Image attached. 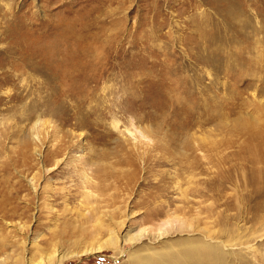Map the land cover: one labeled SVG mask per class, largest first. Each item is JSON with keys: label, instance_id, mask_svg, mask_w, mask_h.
<instances>
[{"label": "rangeland", "instance_id": "374dc122", "mask_svg": "<svg viewBox=\"0 0 264 264\" xmlns=\"http://www.w3.org/2000/svg\"><path fill=\"white\" fill-rule=\"evenodd\" d=\"M262 130L264 0H0V239L29 258L171 213L140 246L236 236L225 264H264ZM121 243L59 264H130Z\"/></svg>", "mask_w": 264, "mask_h": 264}, {"label": "bare ground", "instance_id": "6f19581e", "mask_svg": "<svg viewBox=\"0 0 264 264\" xmlns=\"http://www.w3.org/2000/svg\"><path fill=\"white\" fill-rule=\"evenodd\" d=\"M139 133L144 139L152 140V137L142 129H139ZM258 138H261V142L264 143V130L252 136V139L257 140ZM85 176L86 178L90 179L87 174ZM90 197L91 196H89V198ZM87 213H89V210ZM161 214L162 212L160 210L153 211L151 214V216L153 217L150 218V221L156 222L154 218H157L158 216L160 217ZM171 215V213H168L167 218L158 220L155 225L151 227V229L148 227L139 226L131 228L127 231L124 239L122 240L126 242L128 241L136 246L139 245L134 250L135 258L132 256L133 253H131L130 255V258L128 260L130 264L132 262H139L140 264H225L227 258L231 254H234L235 247L242 243V238L240 239L236 236L227 238V240L222 239L216 242H212L209 239L215 238H209L208 235H205V237L203 236L204 238L202 237L201 240H196L194 246L182 249L178 251V253L172 255H167V252L169 251V244L165 240L161 246L145 245L143 243V245L140 246L143 238L147 237L148 233L150 232H154L156 239H159L161 241L171 234L187 229V227H184L182 224L175 227L177 222L174 223V221H178V219H172ZM102 216H104V213L100 212V215H98L96 221L91 223L92 225L90 224V228L89 226H84L85 232L81 233L80 236L78 235V237L75 238L76 243L84 240L83 245L77 251L59 250V244L57 240H35L33 242V249L35 251V254H37L38 256L29 258L26 256L28 249L25 248V241L17 243L9 241L7 243L6 241L8 240H5V238L3 237L0 239V252H3L4 256L0 259V264H59L70 256L96 254L104 252L110 248L115 249L119 254H121V256H123L125 254V247L122 246V240L117 233L118 231L115 229V227L112 226V224H104ZM109 216L111 217V215ZM113 222L115 223V220H113ZM123 222L120 221V224H122ZM116 223L117 225L119 224L118 222ZM96 227H98V229ZM18 228L23 229L24 225L19 226ZM104 228L106 229V233L108 234V237L105 239H103ZM226 231L227 230H224V232ZM21 245L24 246L21 247ZM7 246L8 251L4 250V248H6ZM15 246L21 250L17 251V248L15 249Z\"/></svg>", "mask_w": 264, "mask_h": 264}]
</instances>
